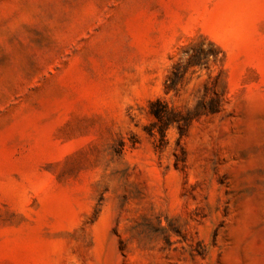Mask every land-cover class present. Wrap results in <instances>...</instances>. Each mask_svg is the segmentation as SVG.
<instances>
[{
  "label": "rangeland",
  "instance_id": "rangeland-1",
  "mask_svg": "<svg viewBox=\"0 0 264 264\" xmlns=\"http://www.w3.org/2000/svg\"><path fill=\"white\" fill-rule=\"evenodd\" d=\"M0 264H264V0H0Z\"/></svg>",
  "mask_w": 264,
  "mask_h": 264
},
{
  "label": "trees",
  "instance_id": "trees-1",
  "mask_svg": "<svg viewBox=\"0 0 264 264\" xmlns=\"http://www.w3.org/2000/svg\"><path fill=\"white\" fill-rule=\"evenodd\" d=\"M221 50L217 47L216 50L206 51L203 47L196 48L189 56L186 65H178L174 68L171 77L166 83V89L168 92L178 93L180 87L183 85L186 74L190 67H208L210 60L217 62L220 57ZM148 116L152 119V128L149 130V134L152 137H158V147L161 149L167 144V132L171 128H176L181 136H185L193 123L201 114L214 115L221 112L223 108V100L218 97L204 98L199 101L197 106L193 110H179L171 107L167 101L157 98L150 101L148 105ZM137 141L133 142V146ZM127 143L125 139H121L119 142L118 151L121 152L126 147ZM178 146L181 148L183 158L177 157V164L185 159V151L180 142Z\"/></svg>",
  "mask_w": 264,
  "mask_h": 264
}]
</instances>
